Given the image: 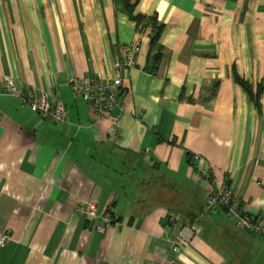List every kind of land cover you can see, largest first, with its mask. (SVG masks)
I'll use <instances>...</instances> for the list:
<instances>
[{
    "label": "crops",
    "instance_id": "1",
    "mask_svg": "<svg viewBox=\"0 0 264 264\" xmlns=\"http://www.w3.org/2000/svg\"><path fill=\"white\" fill-rule=\"evenodd\" d=\"M134 44L97 117L69 78L112 77ZM4 78L68 118L0 95V264H264L263 238L203 213L227 182L264 215V0H0Z\"/></svg>",
    "mask_w": 264,
    "mask_h": 264
},
{
    "label": "built area",
    "instance_id": "2",
    "mask_svg": "<svg viewBox=\"0 0 264 264\" xmlns=\"http://www.w3.org/2000/svg\"><path fill=\"white\" fill-rule=\"evenodd\" d=\"M139 45L134 44L122 58L114 61V74L109 78L88 77L80 78L71 76L69 83L73 93L84 99L97 117H104L120 104L123 90V79L126 71L135 65ZM9 94L18 97L21 101L28 103L31 109L43 117L55 122H65L68 118L67 106L62 101L49 100L46 93H39L25 89L22 85H17L12 79L4 78L0 80V95ZM2 113L0 110V119ZM195 158H199L196 156ZM200 167V166H199ZM199 169V168H198ZM201 172L204 171L200 167ZM223 207L228 217L235 223L236 227L249 230L264 239V215L256 218L245 213L241 208V202L231 184L223 183L213 188L207 196L203 213L212 214ZM87 213H94L97 204L94 201L82 203L79 207ZM170 218L173 219L172 216ZM106 224H99L98 229H104L112 223L113 215L110 209L104 213ZM192 230L187 228L185 234L181 233V240L174 245V252L181 251L180 243L184 237L189 238ZM9 238V234L2 230L0 226V244H4Z\"/></svg>",
    "mask_w": 264,
    "mask_h": 264
},
{
    "label": "trees",
    "instance_id": "3",
    "mask_svg": "<svg viewBox=\"0 0 264 264\" xmlns=\"http://www.w3.org/2000/svg\"><path fill=\"white\" fill-rule=\"evenodd\" d=\"M125 2L128 3V0H125ZM144 18H145V17H143V15H137V16H136V20L138 21V24L143 25L142 21L144 20ZM151 20H153V19H149L148 21L151 22ZM159 32H160V31H159ZM159 32L157 33V35H159ZM237 79H238V81H239L240 83L244 84V83H243V80H242L239 76L237 77Z\"/></svg>",
    "mask_w": 264,
    "mask_h": 264
}]
</instances>
